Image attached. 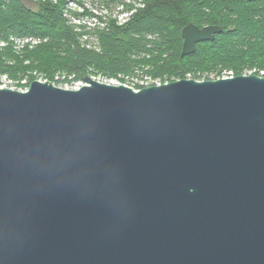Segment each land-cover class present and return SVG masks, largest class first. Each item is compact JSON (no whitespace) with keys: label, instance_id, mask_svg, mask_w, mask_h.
<instances>
[{"label":"water","instance_id":"water-1","mask_svg":"<svg viewBox=\"0 0 264 264\" xmlns=\"http://www.w3.org/2000/svg\"><path fill=\"white\" fill-rule=\"evenodd\" d=\"M84 81L0 88V264H264V76Z\"/></svg>","mask_w":264,"mask_h":264},{"label":"trees","instance_id":"trees-1","mask_svg":"<svg viewBox=\"0 0 264 264\" xmlns=\"http://www.w3.org/2000/svg\"><path fill=\"white\" fill-rule=\"evenodd\" d=\"M67 1L0 0V76L25 90L37 77L55 85L73 84L87 76L131 74L136 67L162 82L195 72H264V0H142L143 8L126 4L131 14L123 23L90 14L105 25L98 50L82 43ZM190 23L223 31L183 58L182 30ZM18 41L26 42L19 52ZM25 79L28 83L22 85Z\"/></svg>","mask_w":264,"mask_h":264},{"label":"rangeland","instance_id":"rangeland-1","mask_svg":"<svg viewBox=\"0 0 264 264\" xmlns=\"http://www.w3.org/2000/svg\"><path fill=\"white\" fill-rule=\"evenodd\" d=\"M79 2L82 3V7L80 6ZM67 3H68V9H70L71 11L68 14L75 16L74 13H76L79 15L78 17L73 18L72 22L78 28L79 33L82 34L81 36L82 43L88 48L97 49V50L99 49V32L100 30L104 29L105 25L102 24V22H100L99 19L95 18L94 16H91L90 14L102 16L104 21H107L108 18H111L110 16H113V18H118V22L123 23L128 18L129 14H131L126 11V4L134 5L135 9L145 7L142 0H76V1L68 0ZM29 5L32 6L34 4L29 3ZM176 22L177 24H181L182 19L181 18L177 19ZM25 43L19 41L16 42L17 45L15 46L16 51L19 52ZM0 46L3 47L4 44H1ZM247 67H251V66L247 65ZM257 73L260 76H264L263 71L259 73L257 72V69L254 68H251L250 70H245L243 75H256ZM90 77L93 78V80L101 83H106L116 86L126 85L128 87H134V88L150 87L154 85L158 86V85L182 80V79L172 78L171 81L162 82L158 78L155 79L152 76L145 74V69H141L138 67L134 68L131 74L119 75L116 78H107L103 75L90 76ZM230 77H235V74L232 71L226 70L223 71L222 73H219L218 71H212L210 73L206 72L205 74H201V72L187 73L185 79L192 78L197 81H208V80H217V79L230 78ZM37 78L38 80L43 82L48 81L45 80L44 77H37ZM56 78L57 80L61 79L60 76H57ZM17 83L18 82L9 79L7 76H3V75L0 76V88L24 90L17 88ZM27 83L28 80L25 79L22 81L21 84L27 85ZM83 85H85V81H78V82H74L73 84H63V85L60 84L55 86L64 89H78Z\"/></svg>","mask_w":264,"mask_h":264},{"label":"built area","instance_id":"built-area-1","mask_svg":"<svg viewBox=\"0 0 264 264\" xmlns=\"http://www.w3.org/2000/svg\"><path fill=\"white\" fill-rule=\"evenodd\" d=\"M77 6H78V4H77ZM70 16V18H71V20L73 19V18H75V17H73L72 15H69ZM189 79H192V78H189ZM132 88H134V87H132ZM142 88V87H141ZM134 89H136V88H134ZM139 89V88H138ZM138 89H136V90H138Z\"/></svg>","mask_w":264,"mask_h":264},{"label":"bare ground","instance_id":"bare-ground-1","mask_svg":"<svg viewBox=\"0 0 264 264\" xmlns=\"http://www.w3.org/2000/svg\"><path fill=\"white\" fill-rule=\"evenodd\" d=\"M66 14V13H65ZM83 46V45H82ZM140 87V86H139Z\"/></svg>","mask_w":264,"mask_h":264}]
</instances>
